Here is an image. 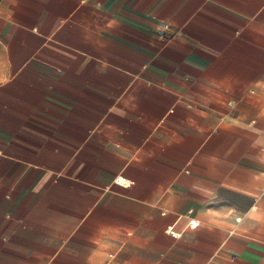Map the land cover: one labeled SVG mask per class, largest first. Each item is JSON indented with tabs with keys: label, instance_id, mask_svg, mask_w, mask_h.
Segmentation results:
<instances>
[{
	"label": "crops",
	"instance_id": "crops-1",
	"mask_svg": "<svg viewBox=\"0 0 264 264\" xmlns=\"http://www.w3.org/2000/svg\"><path fill=\"white\" fill-rule=\"evenodd\" d=\"M0 264H264V0H0Z\"/></svg>",
	"mask_w": 264,
	"mask_h": 264
},
{
	"label": "built area",
	"instance_id": "built-area-1",
	"mask_svg": "<svg viewBox=\"0 0 264 264\" xmlns=\"http://www.w3.org/2000/svg\"><path fill=\"white\" fill-rule=\"evenodd\" d=\"M168 25H166V24H162L161 25V29L159 30V35L160 36H163L164 35V33H165V31L166 30H168ZM116 182H124V180L123 179H116ZM198 221H195V220H192V221H190V228H195V227H197L198 226ZM172 236H174V237H176V234L175 233H170Z\"/></svg>",
	"mask_w": 264,
	"mask_h": 264
}]
</instances>
